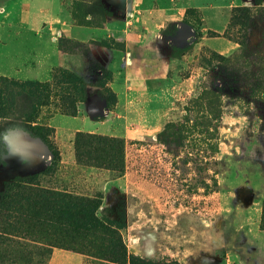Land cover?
<instances>
[{"label":"rangeland","instance_id":"obj_1","mask_svg":"<svg viewBox=\"0 0 264 264\" xmlns=\"http://www.w3.org/2000/svg\"><path fill=\"white\" fill-rule=\"evenodd\" d=\"M59 1L69 27L57 25L51 36L59 51L84 58L81 69L69 70L83 83L82 101L74 117L44 118L41 123L53 134L43 140L18 120L0 118V195L7 185L31 179L38 188L92 200L100 224L116 239L109 237L108 261L56 248L43 264L54 251L77 255L83 264H235L234 257L239 264H264V231L255 224L259 215L250 210L264 200V82L256 72L264 60V0ZM18 7H9L7 17L0 10V76L48 82L62 68L48 72V81H36L29 72L5 67L8 49L33 46L23 27L27 1L20 0ZM108 19L120 32L136 30L141 39L149 38V51L162 56L159 63L152 61L162 65L158 71L171 68L162 79L148 81L158 90L155 98L131 92L126 105L111 88L113 77L100 80L98 68L106 69L90 48L124 49L111 33L102 35ZM157 19L161 22L155 25ZM143 73L148 70L140 65L130 72L139 78ZM108 89L114 98L106 102ZM203 92L219 96L221 117L213 126L218 153L206 151L196 135L182 145L158 143L167 123L184 114L193 121L195 111L186 113L185 107L191 109L188 102ZM125 105L139 116L138 123L129 126ZM62 119L96 122L100 133L77 132ZM76 133L122 141L123 172L79 164Z\"/></svg>","mask_w":264,"mask_h":264},{"label":"trees","instance_id":"obj_2","mask_svg":"<svg viewBox=\"0 0 264 264\" xmlns=\"http://www.w3.org/2000/svg\"><path fill=\"white\" fill-rule=\"evenodd\" d=\"M98 71L100 80H111V72L103 68ZM256 72L258 80L264 82V60H260ZM82 89L81 79L63 68L55 70L50 81L44 83L0 76V118L18 120L32 136L43 140L53 134L41 123L43 119L56 113L74 117L75 105L82 101ZM105 94L106 102L114 98L109 89ZM188 105L191 109L183 110L195 111L193 121L187 114L180 115L177 122L167 123L157 134V142L171 140L182 145L196 135L206 151L218 153L213 132L221 117L219 96L203 92ZM73 147L81 165L119 173L124 170V146L118 139L76 133ZM96 211L92 200L38 188L31 179L7 185L0 195V264H43L56 248L108 261L109 237L116 236L100 224ZM259 229L264 231V200Z\"/></svg>","mask_w":264,"mask_h":264},{"label":"crops","instance_id":"obj_3","mask_svg":"<svg viewBox=\"0 0 264 264\" xmlns=\"http://www.w3.org/2000/svg\"><path fill=\"white\" fill-rule=\"evenodd\" d=\"M18 2H14L13 0H1L0 10L1 15L4 17L9 16L8 9L9 7H18ZM28 3V7L26 9V15H23V27H26L27 35L31 36L33 46L30 49L20 48L18 51H12L8 49L6 51L7 59L5 60V67L8 70H20L29 72V75L32 79L36 81H48V72H50L54 67H60L63 69H81L84 66V58L79 55H69L63 53L57 49L54 44V38L51 36L52 29L61 25L62 27H69L67 23V14L64 11H61V4L59 0H26ZM103 4H115L116 2H120V0H101ZM6 14V15H5ZM156 15V12H154ZM161 20H155V25L159 24ZM136 33L138 31L135 30ZM135 32H120L119 29L111 23L110 19L107 20V26L102 32V35H106V33H111L113 38L118 39L123 42L124 49L123 50H113L107 49L104 47L98 48H90V55L94 57V59L101 64L106 70H109L112 66V83L111 88L115 89L118 94V99L122 100L124 104H129L132 102L131 100V92H134L135 95L141 97L142 95H150L152 97L155 96L158 90L151 89V79H156L160 77L166 76L167 69L172 72L171 68L164 65L166 70L163 69L158 71L160 68L157 64L153 66V62H158V60H162V56L160 52L153 54L152 51H149L147 48V38L141 39V36L136 35ZM21 35V34H20ZM18 34H13L12 36L16 39H20ZM25 36V35H24ZM86 39H81V41H85ZM156 55V56H155ZM157 57V58H155ZM102 59L106 63L103 65ZM157 59V60H156ZM143 61L148 62L149 64L142 63ZM168 61V60H167ZM171 63L175 60H169ZM142 63V64H139ZM159 63V62H158ZM168 63V64H169ZM161 64V63H160ZM136 65H140L142 68L148 70V73H143L142 77H137L135 75H131L130 72L133 70V67ZM109 68V69H108ZM154 70H153V69ZM116 72L123 73V78H117ZM178 72V71H177ZM176 72V73H177ZM129 88L130 90H128ZM155 98V97H154ZM153 98V100H155ZM156 101V100H155ZM124 106L123 111L128 112L125 119L129 121V126L138 123V115L132 111L127 106ZM106 118L109 117V113H106ZM71 120H60L62 124H70L68 128L74 129L77 132H87V133H100L96 131L97 125L96 122L87 123L83 122L81 125L77 120H72L75 122H69ZM107 121V120H106ZM42 150V148H41ZM262 203V202H261ZM250 210L254 211L256 216L259 219L255 223L259 229V220L261 213V204L260 207L257 205H250ZM255 207V208H253ZM249 231V229L247 228ZM260 230V229H259ZM262 231V230H260ZM223 244V243H222ZM229 248H225L226 253H228ZM230 251V249H229ZM231 253V251H230ZM234 263L236 262V258L234 257ZM49 264H83L82 258L77 255H72L65 251H54L52 258Z\"/></svg>","mask_w":264,"mask_h":264}]
</instances>
